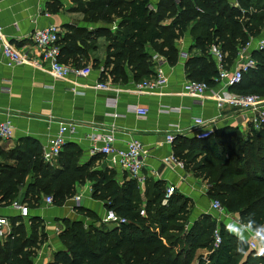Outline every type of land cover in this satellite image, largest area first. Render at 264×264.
<instances>
[{
    "label": "trees",
    "instance_id": "16d2710c",
    "mask_svg": "<svg viewBox=\"0 0 264 264\" xmlns=\"http://www.w3.org/2000/svg\"><path fill=\"white\" fill-rule=\"evenodd\" d=\"M78 1V11L85 14L121 19V30L105 34L109 41L105 68L115 83L128 80L125 67L135 81L154 77L153 52L169 62L176 61L179 28L195 23L191 32L194 49L200 53L188 60L186 71L190 80L204 81L213 88L218 66L211 47L218 46L231 67L239 48L264 32V0H239V7H233L229 0H162L157 12L150 10V0ZM51 4L57 11L56 2ZM172 17L170 25H162ZM90 38L80 33L59 40L60 59L88 56ZM78 41L84 46H78ZM252 57L256 68L230 91L264 98V51H254ZM174 154L184 162L186 171L207 183L211 200H219L227 212L250 228L264 224V128L250 130L245 136L238 128L227 126L206 140H182ZM75 156L70 154L68 158L72 159L50 167L42 161L41 146L30 138L21 140L10 152L0 149V157L18 162L16 166L0 164L1 203L15 200L28 184V176L34 174L38 177L29 182L26 198L52 195L55 204L63 206L74 196L76 183L90 182L93 199L106 201L107 210L128 220L126 225L110 228L105 224L85 228L83 221L63 220L64 231L59 238L64 248L54 253L49 264H264V257L257 256L249 245L243 253L238 252L236 237L224 227L220 229L222 243L215 249L217 223L211 215L188 227L192 212L189 199L175 190L164 203L167 188L163 181L147 179L142 189L137 180L126 178L120 186L114 172L91 170L93 161L78 167ZM25 202L36 208L30 199ZM78 213L95 219L83 207ZM13 220L14 237L5 243L0 241V264H34V256L48 241V233L33 220L28 226L19 217ZM199 251L207 254L199 255Z\"/></svg>",
    "mask_w": 264,
    "mask_h": 264
},
{
    "label": "crops",
    "instance_id": "0c3cea01",
    "mask_svg": "<svg viewBox=\"0 0 264 264\" xmlns=\"http://www.w3.org/2000/svg\"><path fill=\"white\" fill-rule=\"evenodd\" d=\"M150 1L152 3L150 10L157 12L162 0ZM232 1L234 0H230ZM52 2H56L57 11H53ZM176 2L179 3L181 0ZM79 5L78 0H0V28L4 39L15 49L25 53L31 61L9 67L0 56V123L9 119L13 126V139L0 140V149L10 152L26 138L35 140L43 149V146L57 135L60 122L74 123L78 126L77 131L68 136V144L56 167L60 166L62 160L66 161L70 154H77L73 160L78 167L93 161L91 170L114 172V179L121 186L126 178L130 177L121 170L119 164L112 157L90 153L93 146L102 145L93 141L96 136L114 130L116 148L125 149L133 140L140 141L146 147L148 157L142 171L146 180L163 181L166 188L175 186L179 193L189 199L192 212L188 227L204 216L211 215L216 220L217 229L222 227L231 229L238 225L241 232H245V236L250 240L252 228L244 225L236 215L230 213L228 217L221 216L211 210L212 200L207 195L208 185L205 181L196 179L185 169L170 168L164 164V159L175 153L182 140L196 138L197 118L211 122L214 130L231 126L238 128L245 136L249 133L250 126L246 117L250 114L219 109L211 98V93L201 99L184 94V85L190 80L186 63L200 53L194 49L195 38L191 32L195 23L187 28H179L181 36L176 41L178 50L176 61L169 62L161 54L153 52L149 46L153 56L159 55L163 60L158 64L162 66L167 82L155 91L140 93L136 86L143 80L135 81L127 67L125 72L128 80L118 83L113 82L105 68L109 45L105 34L108 31L114 35L121 30V19L115 15L111 19H108V16L100 17L101 13L85 14L78 11ZM173 20L174 17L166 18L162 25L168 26ZM49 24L61 29L60 40L68 35L80 33L86 38L91 37L86 45L88 56L61 59V62L76 68L91 66L93 71L87 78L71 76L65 80L59 79L43 62L41 51L33 42L32 33ZM78 46L84 45L78 41ZM34 58L38 59L39 65L33 64ZM102 69L105 72H102ZM103 73L106 75L103 76ZM99 84H106L110 89H100ZM222 87L217 83L211 90L219 91ZM137 107L148 109V115L140 116L134 110ZM170 133L178 137L173 144L165 142L166 135ZM0 164L16 166L18 162L0 157ZM37 177L34 174L28 176V184L23 186L16 199L24 203L26 199H30L35 204L36 208L31 209L30 219L26 220L25 224L28 226L33 220L44 226L48 233V241L39 250L34 264H49L54 253L63 249L62 241L56 233V227L60 225L58 223L65 219L76 221L85 218L90 224L93 222L97 224L107 211V202L93 199L90 182L84 184L78 182L75 185L74 196L63 206L56 204L46 206L43 202L45 194L30 195L26 198L29 182ZM78 194L82 196L81 205L85 212L95 219L72 213L73 198ZM2 214L11 220L19 217V212L15 209L2 210ZM227 232L230 234L228 230ZM198 254L206 255L207 252L199 251Z\"/></svg>",
    "mask_w": 264,
    "mask_h": 264
},
{
    "label": "built area",
    "instance_id": "2783aa9c",
    "mask_svg": "<svg viewBox=\"0 0 264 264\" xmlns=\"http://www.w3.org/2000/svg\"><path fill=\"white\" fill-rule=\"evenodd\" d=\"M61 35V29L54 24H49L46 27L38 28L33 31L32 39L36 47L41 51V59L47 66H49L52 74L59 79L65 80L71 76L87 78L93 71L91 66L76 68L61 62V48L58 44L61 39ZM254 51H264V34L257 39H250V42L245 47L239 48L238 56L233 64L234 67H228L226 65L225 54L218 46L213 45L211 47V54L214 56L218 66V77L215 78V82L221 84L223 86L222 89L219 91H213L205 82L189 80L184 85V94L195 99H201L211 93V98L216 102L219 109H229L239 113L250 114L249 117H246V121L250 126L249 131L254 130L258 132L262 130L264 128V98L257 95H239L230 91L231 87L241 83L246 73L256 68L257 62L252 57V53ZM0 56L5 59L6 64L9 67H15L31 62L25 53L15 49L13 45L4 39L1 28ZM153 60L155 61V64H157L156 75L152 79H146L136 86V90L140 93L155 91L164 86L167 82L163 68L160 64H158L163 60L159 55H154ZM32 61L34 65H39L37 58H34ZM101 71L105 72L104 69ZM98 88L103 90L110 89V87L106 84H99ZM134 110L143 117L147 116L149 113V110L146 108L137 107ZM195 126L197 129L195 137L198 140H206L216 131L213 129L211 122L202 118H197L195 120ZM77 128L78 126L74 123H59L57 135L51 138L42 149V161L46 165L56 167L59 157L62 155L66 145L68 144V136L74 134L77 131ZM176 138L177 136L172 133L167 134L165 142L167 144H173ZM12 139L13 126L11 120L7 119L6 121L0 123V140L11 141ZM93 141L96 143H102V145L93 146L90 150L92 155L104 154L112 157L119 164L121 170L127 174L130 179L137 180L140 188H144L146 178L142 171L146 166L148 151L143 143L138 140H133L128 143L125 149H118L115 147L116 133L114 130H111L102 136H96ZM164 164L170 168L185 169L184 162L178 159L174 153L164 159ZM175 190V186H169L167 188L166 200L164 203H167V199L174 194ZM81 200L82 196L80 194L73 198L74 205L72 207V213L79 214L78 210L82 207ZM43 202L46 206H53L55 204L54 196L45 195L43 197ZM7 209L17 210L19 212V218L24 221L29 220L31 215V208L29 205L18 199L13 200L9 204L0 202V241L2 243L7 242L9 239L14 237L12 220L2 214V210ZM211 210L221 216L226 215L228 217L230 214L224 209L219 200H212ZM141 215L144 216L145 212L143 211ZM81 220H83L85 228H88L91 224H94L95 226L105 224L111 227H119L121 225L128 224V220L126 218L119 216L111 210H107L105 215L99 222H97V224H95L96 222L90 224V222L85 218H82ZM58 224L60 225L56 227V233L59 235L64 231V225L62 222ZM221 243V230L218 228L214 232V248H219ZM248 245L250 250L255 251L257 242L253 234L251 235Z\"/></svg>",
    "mask_w": 264,
    "mask_h": 264
},
{
    "label": "clouds",
    "instance_id": "9594fccd",
    "mask_svg": "<svg viewBox=\"0 0 264 264\" xmlns=\"http://www.w3.org/2000/svg\"><path fill=\"white\" fill-rule=\"evenodd\" d=\"M249 218L254 217V215H249ZM231 235L236 237L237 251L243 253L246 246L248 245V237L245 236V232H241L238 225L227 229ZM252 234L257 242V247L255 249L257 256H264V224H260L258 227L252 228Z\"/></svg>",
    "mask_w": 264,
    "mask_h": 264
},
{
    "label": "rangeland",
    "instance_id": "374dc122",
    "mask_svg": "<svg viewBox=\"0 0 264 264\" xmlns=\"http://www.w3.org/2000/svg\"><path fill=\"white\" fill-rule=\"evenodd\" d=\"M230 1V0H229ZM230 4L233 6V7H239V0H234V1H232V2H230ZM148 80H150V79H148ZM201 82H204V81H201ZM15 222V220H13L12 221V223H14ZM98 222H99V220H98ZM100 225H102V224H100ZM99 225V226H100ZM106 227L107 228H110L111 226H109V225H106ZM63 246V245H62ZM64 248V247H63ZM38 252H39V250L36 252V254H35V256H34V261H35V259L38 257Z\"/></svg>",
    "mask_w": 264,
    "mask_h": 264
},
{
    "label": "water",
    "instance_id": "95a60500",
    "mask_svg": "<svg viewBox=\"0 0 264 264\" xmlns=\"http://www.w3.org/2000/svg\"><path fill=\"white\" fill-rule=\"evenodd\" d=\"M73 205H74V204H73ZM78 221H83V220L80 219V220H78Z\"/></svg>",
    "mask_w": 264,
    "mask_h": 264
}]
</instances>
